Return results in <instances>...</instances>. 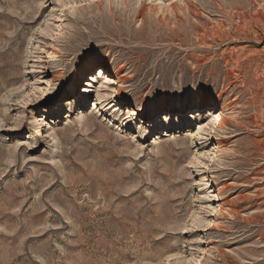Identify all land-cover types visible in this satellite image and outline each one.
Wrapping results in <instances>:
<instances>
[{
    "label": "rangeland",
    "instance_id": "rangeland-1",
    "mask_svg": "<svg viewBox=\"0 0 264 264\" xmlns=\"http://www.w3.org/2000/svg\"><path fill=\"white\" fill-rule=\"evenodd\" d=\"M263 33L264 0H0V264H264Z\"/></svg>",
    "mask_w": 264,
    "mask_h": 264
},
{
    "label": "bare ground",
    "instance_id": "bare-ground-1",
    "mask_svg": "<svg viewBox=\"0 0 264 264\" xmlns=\"http://www.w3.org/2000/svg\"><path fill=\"white\" fill-rule=\"evenodd\" d=\"M256 33V32H255ZM258 33V32H257ZM264 34V33H263ZM108 64H109V62L108 61H104L103 62V64H102V68H106L107 66H108ZM210 105H212V104H210V102H206V101H204L203 102V104L202 103H200L199 104V107L200 106H210ZM178 106H180V105H178ZM212 106H216V108H217V113H216V115H215V121H214V124H216V126H218L219 128H222V125H224V123H225V120H226V114H225V111L226 110H228L229 108H228V105L227 104H222V105H220V104H217V103H215V104H213ZM220 143H222V141H220ZM191 264H196L195 262H192Z\"/></svg>",
    "mask_w": 264,
    "mask_h": 264
}]
</instances>
